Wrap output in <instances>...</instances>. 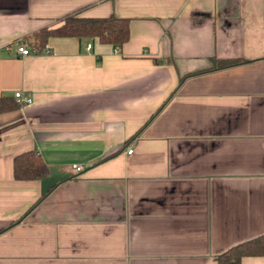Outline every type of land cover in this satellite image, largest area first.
I'll return each mask as SVG.
<instances>
[{
    "label": "crops",
    "instance_id": "1",
    "mask_svg": "<svg viewBox=\"0 0 264 264\" xmlns=\"http://www.w3.org/2000/svg\"><path fill=\"white\" fill-rule=\"evenodd\" d=\"M73 13L130 37L17 54ZM15 92L32 101L0 113V264H217L264 235V0H0ZM30 151L48 171L16 179Z\"/></svg>",
    "mask_w": 264,
    "mask_h": 264
},
{
    "label": "trees",
    "instance_id": "2",
    "mask_svg": "<svg viewBox=\"0 0 264 264\" xmlns=\"http://www.w3.org/2000/svg\"><path fill=\"white\" fill-rule=\"evenodd\" d=\"M50 37H74L78 40H97L102 44H110L115 51H120L130 37V21L128 18L110 15L108 17H86L79 13L65 16L60 25L45 27L33 35V46L37 52L46 50ZM238 61H217L214 69H222L239 64ZM21 104L12 98L0 97V113L17 108ZM14 177L26 180L44 176L48 168L39 154L34 151L22 153L14 158ZM264 255V235L240 243L217 257V264H241L245 256Z\"/></svg>",
    "mask_w": 264,
    "mask_h": 264
},
{
    "label": "built area",
    "instance_id": "3",
    "mask_svg": "<svg viewBox=\"0 0 264 264\" xmlns=\"http://www.w3.org/2000/svg\"><path fill=\"white\" fill-rule=\"evenodd\" d=\"M87 48L89 49L90 48V44H87ZM16 52L18 55L20 56H26V55H29L31 53H35L37 52L36 49H32L30 47H27L26 45L24 44H19L17 46V49H16ZM16 100L21 104V105H25V104H29L31 103L32 101V98L30 96H24L22 94V92H15L14 94ZM132 152V149H128L127 150V153H131ZM74 168V171L75 172H80L82 171V167L79 166V165H74L73 166Z\"/></svg>",
    "mask_w": 264,
    "mask_h": 264
}]
</instances>
